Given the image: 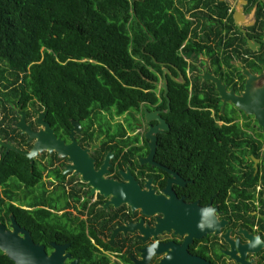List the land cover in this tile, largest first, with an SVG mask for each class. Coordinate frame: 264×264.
Segmentation results:
<instances>
[{"label": "flooded vegetation", "instance_id": "flooded-vegetation-1", "mask_svg": "<svg viewBox=\"0 0 264 264\" xmlns=\"http://www.w3.org/2000/svg\"><path fill=\"white\" fill-rule=\"evenodd\" d=\"M179 9L191 23L184 63H159V81L149 80L159 101L139 112L58 121L0 83V141L31 152L37 139L18 124L40 133L47 123L64 148L31 161L0 145V164H20L0 186V222L10 229L14 215L4 213L16 207L17 224L48 255L65 249V264H264V0H185ZM170 81L186 103L172 105ZM146 109L165 123L153 153L148 134L159 122L147 123ZM88 166L93 180L81 172ZM126 198L137 203L115 202Z\"/></svg>", "mask_w": 264, "mask_h": 264}, {"label": "trees", "instance_id": "trees-1", "mask_svg": "<svg viewBox=\"0 0 264 264\" xmlns=\"http://www.w3.org/2000/svg\"><path fill=\"white\" fill-rule=\"evenodd\" d=\"M183 1L0 0V83L15 85V97L35 98L58 121L90 125L105 121V114L139 112L143 104L159 101L149 81H159V63H184L179 52L191 23L179 9ZM192 49L190 43L183 54ZM169 84L172 105L186 103V89ZM18 171L20 164L13 159L1 163L0 186ZM7 206L5 218L10 213L17 218L18 209ZM0 264L14 263L0 251Z\"/></svg>", "mask_w": 264, "mask_h": 264}, {"label": "water", "instance_id": "water-1", "mask_svg": "<svg viewBox=\"0 0 264 264\" xmlns=\"http://www.w3.org/2000/svg\"><path fill=\"white\" fill-rule=\"evenodd\" d=\"M249 79L254 80L256 79V77H250ZM162 86L165 89V96H166L168 93L167 83L165 82ZM217 86L222 96L225 97L226 94L224 87H222L220 83H217ZM258 97L259 99L263 100V104H264V87L262 93H260ZM40 118L41 119L44 118V115L40 114ZM144 119L147 123L153 120L159 122L157 126L150 127V131L148 134V138L151 139V146L153 153L155 137H153L152 134L159 132L160 128H162L165 125V123L159 117L157 112H149L147 109L144 112ZM44 125L46 127L45 132L33 133L31 132L30 128L29 129L26 128L23 122L18 124V127H21L22 130L29 135L30 141L37 139L34 144V148L31 150V152L20 151L15 147H12L8 144H4L2 141H0V145L1 146L5 145L7 147V151L13 150L17 153L23 154L31 161H33V159L36 156H38L40 153H42L44 150H51L52 148H56L60 152V154H64L63 153L64 148L54 143L52 137V131L50 130L49 125L47 123H44ZM73 126L75 129H78L79 123L73 122ZM80 155L81 157L79 159L88 163L89 158H87L84 154H80ZM81 172L87 178H90V180H93L95 178V175L92 173L89 166L87 169H84ZM115 202L116 203L130 202L131 204L137 203L136 199L133 198L119 199L118 201ZM11 221L12 223L10 225V229H8L5 225H3L0 222V251L6 257H8L14 264H65V258H66L64 256L65 249L55 248L54 253L48 255L44 247L35 244L31 239V234L27 230L22 229L17 224L14 216H11ZM168 262L170 261L168 260Z\"/></svg>", "mask_w": 264, "mask_h": 264}, {"label": "crops", "instance_id": "crops-1", "mask_svg": "<svg viewBox=\"0 0 264 264\" xmlns=\"http://www.w3.org/2000/svg\"><path fill=\"white\" fill-rule=\"evenodd\" d=\"M185 1V0H184Z\"/></svg>", "mask_w": 264, "mask_h": 264}]
</instances>
